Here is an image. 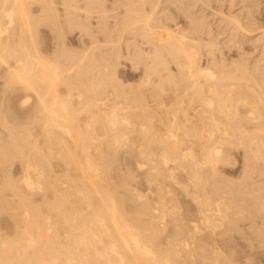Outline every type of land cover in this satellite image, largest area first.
Returning <instances> with one entry per match:
<instances>
[{"label": "bare ground", "instance_id": "bare-ground-1", "mask_svg": "<svg viewBox=\"0 0 264 264\" xmlns=\"http://www.w3.org/2000/svg\"><path fill=\"white\" fill-rule=\"evenodd\" d=\"M66 1L0 0V264H264V195L243 197L223 177L239 150L264 159V77L235 59L248 54L238 31H260L264 57V13L250 15L261 0H236L228 9L242 5L248 23L216 30L200 14L216 4L224 16L218 0H123L113 25L103 0ZM42 23L51 50L37 41ZM65 25L87 36L89 58L63 53ZM100 43L107 62H130L136 85L114 62L99 65L108 76L92 69ZM114 80L112 95L103 84Z\"/></svg>", "mask_w": 264, "mask_h": 264}, {"label": "rangeland", "instance_id": "rangeland-1", "mask_svg": "<svg viewBox=\"0 0 264 264\" xmlns=\"http://www.w3.org/2000/svg\"><path fill=\"white\" fill-rule=\"evenodd\" d=\"M69 1L71 2V1H73V0H67L66 2L67 3H69ZM107 1V2H106ZM105 2H104V0H103V4L105 5V7H107L108 6V8H109V15H111V18L112 19H110L111 21H112V23H110V24H112L113 25V22H115V20H114V17H115V15L113 16L112 14H115V12H116V14H118L117 12H123L124 10L122 9V8H119L120 7V3L122 4V2H124L123 0H106ZM120 1V2H119ZM219 2V5H220V3H224L225 5L223 6L224 8H225V10H224V8L222 9V12H223V14L225 13V15L224 16H222V15H220V14H218V15H215V14H217L219 11H220V8H217L218 6H216V4H212L211 6H213L212 8H213V11L212 10H207V11H205V13L202 11L201 12V16L200 17H205V16H208V18L206 17V21H204V23L206 24V26H209V25H212L211 27L212 28H214L215 30L217 29V26H219V25H222V23L224 22V24H228V22L230 21H232L231 20V18H233V16H238V18H240V20H241V16L243 15V18H242V20L243 21H241V23H243V25H245V23H248V21L249 20H246L245 18H244V16L246 17V15H247V10H243L242 9V5H239V7L238 6H236L237 8H238V10H237V8L235 9H233L231 12H230V7H231V5L233 4V6H234V4H237L238 2L237 1H239L240 2V0H234V2H230L229 0H226V3H225V0H218ZM223 1V2H222ZM227 1H229V2H227ZM264 0H261V1H259V3H257V5L259 6V10H258V13H255V12H257V5H254L253 4V0L251 1L252 2V5H254V7H256V8H254L255 9V11H253L254 9H250V11H251V13L252 12H254V13H252V14H250V15H253V14H255V17H257V14L259 15V14H263L264 12H262L263 10H264V2H263ZM115 2V3H114ZM151 2H153L152 0H151ZM237 2V3H236ZM81 3H83V2H81ZM81 3H79V5L82 7L83 6V4L81 5ZM106 3H107V5H106ZM153 3H155V0H154V2ZM230 3V4H229ZM249 3H250V1H249ZM262 3V4H261ZM115 4V5H114ZM124 4V3H123ZM251 4V3H250ZM256 4V3H255ZM260 4V5H259ZM113 5V6H112ZM164 5V4H163ZM159 6V8L157 9V11H160L163 7H165V5L164 6ZM218 5V4H217ZM230 5V6H229ZM37 6H39V5H33L32 7H31V9L33 10V12H34V17L35 18H37V20L39 19V18H45V14L44 13H42L41 11H39L40 10V7H39V9L37 8L36 9V7ZM66 5H64V7H63V5H61V6H58V8H60L59 10L60 11H62V13L63 14H61L63 17H64V14L66 15L67 14V8H68V5L65 7ZM110 6V7H109ZM112 7L114 8V9H112ZM162 7V8H161ZM82 8H84V7H82ZM120 9V11H119V9ZM229 8V9H228ZM64 9H66V11L64 10ZM111 9V10H110ZM115 9H118L117 11L115 10ZM122 9V10H121ZM160 9V10H159ZM215 9V10H214ZM217 9V10H216ZM229 10V12H228V10ZM239 9H240V11H239ZM36 10L37 11H39V12H36ZM113 10V11H112ZM243 10V11H242ZM261 10V11H260ZM261 13H260V12ZM66 12V13H65ZM114 12V13H113ZM120 12V13H121ZM216 12V13H215ZM227 12V13H226ZM235 14H233V13ZM242 12V13H241ZM38 13V14H37ZM42 13V14H41ZM112 13V14H111ZM215 13V14H214ZM230 13H232V15L230 14ZM164 15H165V13H163ZM205 16H204V15ZM228 14H230L231 15V17H229L228 16ZM160 15V16H159ZM159 15H157L155 18H157L158 19V16H159V18L161 17V16H163L162 15V13H160ZM113 16V17H112ZM228 16V17H227ZM259 17V16H258ZM65 18V17H64ZM121 18H122V16H121ZM210 18V19H209ZM41 19H39V21L41 20ZM95 20H93L92 21V28H93V31H91L92 33H94V34H96V35H98L96 32H98V33H101V31H102V25L100 24V22H102V19H96V18H94ZM119 19H120V16H119ZM157 19H155L154 21H156ZM220 19V20H219ZM223 19L224 20H226V23H225V21H223ZM110 20L108 19V21L110 22ZM217 20H219V21H217ZM229 20V21H228ZM98 21V22H97ZM154 21H152V24L153 23H156V22H154ZM228 21V22H227ZM252 20H250V22H251ZM218 22V23H217ZM112 25H110V27L112 26ZM229 25V24H228ZM231 27H233L232 25H230ZM47 27V28H46ZM49 27V28H48ZM67 27V28H66ZM109 27V26H108ZM110 27L109 28H105L106 30H109L110 29ZM64 28L65 29H67V31L65 30V32H68V26L67 25H65L64 26ZM90 28H91V26H90ZM92 28H91V30H92ZM38 30L37 31H39V32H37V37H39V38H37V41H38V43H42V46H41V44H40V46L43 48V49H45V50H51V49H53V48H51V47H54V41L52 40L53 39V37H52V33L53 32H51L50 30H51V27H50V25L49 24H46V23H42V24H40V26L37 28ZM47 29V30H46ZM100 30V31H99ZM79 32V31H78ZM239 32V34L240 35H242L243 37H241V41H242V43H243V47H242V51L240 50L239 52H242L243 53V48H244V51L245 52H248V54L246 55V56H244V55H238L237 57H238V59H237V57L235 58L236 60H239V57L240 58H242V59H245L246 61H245V64L246 65H248V68H249V70H251V71H254V69H258V67H261V68H259L258 70H260V72L258 71V74H260L261 75V77H264V57L262 56V52H263V49H262V45H263V42H260L259 43V40L257 41V39H259L260 37H261V35L260 34H258V33H260V31H258V32H255V33H252V35L251 34H248L247 35V33H243L242 31H238ZM39 33V34H38ZM79 33H81V36H79L80 34ZM79 33H77L76 32V34H74V35H71L69 32L68 33H66V35H68V37L69 38H67V36L65 37V43L66 44H64V46L65 45H67V46H65L64 48H63V50L64 49H67V50H62L61 48L63 47L62 45H63V43L61 44V46H59V50H62L63 51V53L65 54L66 53V55H67V53H70V52H74V48H76V50L75 51H78L77 53L78 54H80L81 56L83 55V51H85L84 49H86V51L88 50V52L86 53V55L88 56V57H86V58H89L90 57V53H89V51H92L93 49H90V48H92L91 46L92 45H90V44H87L88 46L87 47H85L84 45H81V43L82 44H84L83 42L84 41H86V40H88L86 37V35L84 34V33H82V32H79ZM243 33V34H242ZM83 34L85 35V36H83ZM94 34H93V36H94ZM246 35V36H245ZM257 35V36H256ZM76 36V37H75ZM98 36H101L100 34L98 35ZM72 37H73V40L74 41H72ZM85 37V39H84V41L82 42L81 40H83V38ZM257 37V38H256ZM41 38H42V40H41ZM52 38V39H51ZM223 38H225V39H223ZM67 39V40H66ZM41 40V41H40ZM226 42H225V41ZM229 38L225 35V36H222V38L221 39H219V43H221V46L223 47L224 45H226L227 44V42L229 43ZM45 41H47V42H45ZM221 41V42H220ZM254 41H256L255 42V44H253L254 43ZM53 42V43H52ZM73 42H75V43H73ZM130 42H133L132 40H130ZM130 42H128V43H130ZM258 42V43H257ZM119 43V42H118ZM223 43V44H222ZM73 44V45H72ZM77 44V45H76ZM101 45H99V44H96V45H93V46H101V47H103L102 48V50L100 49V50H94V57H95V59L94 60H98V58H99V62L100 61H103V62H101V63H99L98 61H96V62H98V63H96V62H94V60L92 61L93 63H90L91 62V60L89 59H87L88 60V64H90V65H92L91 67H92V69H94L95 70V72L96 71H98V70H100V72L101 73H103L104 75H106L107 74V76H108V74L110 73L109 71V69H108V71L106 70V72L104 71V67H107V65L106 64H108V66H109V64H112L111 66H110V68H112V67H115V65L117 66V68H118V73H121L122 72V74L124 75V77L127 79H129V78H131V80L130 81H128L127 80V85H128V87H131V86H134V85H136L138 82H136V81H139L140 79V77H136V75H139V73H137V71H135L134 69H133V71L131 70L132 68L131 67H129L128 66V62L129 61H125V65H123L124 67H126L125 69H124V67L123 68H121L120 66L121 65H119V67H118V63H122L121 61L119 62H117L116 60H115V58H114V60H113V58H112V60H111V63L110 62H107L106 61V58H107V56H108V54L109 53H111V52H113V51H110V52H108L107 54H105L104 55V53L105 52H103L105 49H107V48H104V43L102 44V43H100ZM122 44H124L123 42H121L120 43V45H122ZM258 45V47L256 48V46H254L255 47V49H254V47H253V45ZM261 44V45H260ZM52 45V46H51ZM70 45H72V46H70ZM74 45L76 46V47H74ZM116 45V44H115ZM119 44H117L116 46H120ZM70 46V47H69ZM84 46L85 48H82V47ZM122 46H125V45H122ZM220 45H219V47H221ZM247 46V47H246ZM71 47H73L72 49H74V50H72L71 49ZM89 47V48H88ZM225 47V46H224ZM240 46H238V48H239ZM48 48V49H47ZM78 48H80V50H77ZM71 49V50H70ZM257 49V50H256ZM82 50V51H81ZM61 51V52H62ZM65 51H67V52H65ZM68 51H70V52H68ZM102 51V52H101ZM106 51V50H105ZM225 51H228L227 49L225 50ZM251 53H250V52ZM262 51V52H261ZM96 52V53H95ZM107 52V51H106ZM98 53V54H97ZM261 53V54H260ZM89 54V55H88ZM101 54H103V55H101ZM251 54V55H250ZM96 55H98V57H96ZM101 56V57H100ZM102 56L104 57L105 56V63H104V58H103V60L102 59H100V58H102ZM242 56V57H241ZM248 56V57H247ZM260 56H262V57H260ZM113 57V56H112ZM245 57V58H244ZM260 58V59H259ZM249 59V60H248ZM65 59H61V61H64ZM257 60V61H256ZM116 61V62H115ZM260 61V62H259ZM263 61V62H262ZM113 62H114V64H113ZM94 63H96V64H94ZM117 63V64H116ZM130 63V62H129ZM258 63V64H257ZM259 63H260V65H259ZM102 65V64H105V65H102V66H104L103 68L101 67H99V65ZM97 65V66H96ZM255 65V66H254ZM257 65V66H256ZM93 66H96L95 68H97V69H95ZM253 66L254 67H257V68H253ZM128 67V68H127ZM252 67V68H251ZM99 68V69H98ZM119 68H121V72H120V69ZM102 69H103V71H102ZM253 69V70H252ZM132 73H131V72ZM109 72V73H108ZM124 72V73H123ZM262 73V74H261ZM136 77V78H135ZM108 79V78H107ZM264 79V78H263ZM133 80V81H132ZM134 81L136 82V84L134 83ZM261 81H263V83H264V80H262L261 79ZM4 82H6V80H4V81H2V78L0 79V89L1 88H5V87H7V84L6 83H4ZM116 82V80H114L113 82H110L109 83V81L108 82H106L105 84H103L104 86H105V88H106V90L107 91H109V92H111V94L113 95V92L115 91V90H119V87L118 86H120V84H119V81L117 80V84L115 83ZM130 82H131V84H134V85H131L130 84ZM4 83V84H3ZM125 84V85H126ZM102 85V86H103ZM108 85V86H107ZM126 85V86H127ZM2 86V87H1ZM104 86H103V88H104ZM114 86L116 87V88H114ZM118 87V88H117ZM108 104H109V102H108ZM119 107V106H118ZM136 136V135H135ZM137 137V136H136ZM136 137H135V139H136ZM135 141H137V140H134V144H137V142H135ZM140 144V143H139ZM139 144H137V145H135V148L137 149V150H140V149H138V147L137 146H139ZM239 152H241V153H239ZM264 152V151H263ZM242 153H243V151L242 150H239L238 151V154L237 153H235V157H234V155H233V158H234V160L232 159V158H230L231 159V162H232V164H229V163H227L226 164V169L225 168H223V171L226 173V174H224L223 173V177H224V179L227 181V182H225L226 184V186L229 188V187H231V190L232 191H235L236 193H239L240 191H241V193H243L242 194V196L244 197V194L246 193H248V194H252V192H253V189L255 190H258V192L259 193H261L262 195H264V187H262V186H264V159L262 158V157H259V159H257L258 158V155H256L257 154V152H253V153H255V158H251V156H252V154L250 155V160H249V163L252 165V166H249V167H251V169L248 167V165H250L249 163H248V159H246L245 157H244V155H242ZM240 154V155H239ZM254 155V154H253ZM263 156H264V153L262 154ZM257 156V157H256ZM245 159V160H244ZM259 160V161H256V160ZM244 160V161H243ZM247 160V162H245ZM251 160H253L252 162L253 163H251ZM263 160V161H262ZM141 162H142V160H140ZM139 161V162H140ZM255 161V162H254ZM230 162V161H229ZM230 162V163H231ZM236 163V164H235ZM248 163V164H247ZM260 163V164H259ZM147 165L148 166V164L147 163H145L144 161L142 162V164L141 165ZM235 164V165H234ZM255 164V165H254ZM172 165V164H171ZM171 165L169 166V172H170V170H172V172H170V174L171 173H173V171L174 170H176L177 169V171H178V169H179V173L182 171V169H180L179 167H178V165H172V166H174L173 168L171 167ZM233 165V166H232ZM122 167H123V165H121ZM144 167V166H141V168L143 169V170H145V172H150V171H153L154 169H152L151 167V165L149 166L150 168V171H149V169H148V167ZM177 166V167H176ZM171 167V168H170ZM246 167V168H245ZM176 168V169H175ZM260 168V169H259ZM148 169V170H147ZM152 169V170H151ZM225 169V170H224ZM246 169H247V171H246ZM263 169V170H262ZM123 171H122V173H123V175H125L126 177H128L129 176V174L131 173L129 170H128V167H127V165L125 164L124 165V167H123V169H122ZM147 170V171H146ZM251 170V171H250ZM176 171V175H180L178 172ZM243 171V172H242ZM254 171V172H253ZM155 172V171H154ZM154 172H152V173H154ZM168 172V173H169ZM175 172V171H174ZM253 172V173H252ZM146 173V174H147ZM151 173V174H152ZM247 173H249V176H248V174ZM174 174V173H173ZM181 174H182V172H181ZM245 174V175H244ZM246 174H247V176H246ZM253 174V175H252ZM263 174V175H262ZM128 175V176H127ZM148 175V174H147ZM244 175V176H243ZM124 176V177H125ZM145 176V175H144ZM181 176V175H180ZM242 176H243V178H242ZM244 177H245V179H244ZM249 177V178H248ZM241 178V179H240ZM228 179H229V181H228ZM248 179H250V180H248ZM181 180V178H179V181L178 182H181L180 181ZM229 182V183H228ZM237 182V183H236ZM252 182V183H251ZM228 183V184H227ZM238 183H239V185H238ZM244 184V186H243V184ZM172 183L170 182L169 183V187L170 188H168V189H171L172 187L173 188H177V186H179L181 183H178V185H176V184H173V185H171ZM240 184H241V186H240ZM250 184L252 185V186H250ZM254 184V185H253ZM233 185H234V188L237 190L238 189V191H236L234 188H233ZM138 186V185H137ZM141 185H139V187H140ZM151 185H144V187H143V185L141 186V188H139V187H136V189H137V191H138V194L140 193V195L141 196H143V198L145 197V199L146 198H152L151 197V195H149V192H150V194L155 190L154 188L152 189V187H153V185L151 186V188H149ZM237 186H238V188H237ZM243 186V187H242ZM245 186H246V189H248V188H250V190H252L251 192H250V190H248V192H247V190L246 189H244L245 188ZM249 186V187H248ZM147 187V188H146ZM180 187V186H179ZM240 187H242V188H240ZM251 187L253 188V189H251ZM243 190H245L244 192H242ZM141 191V192H140ZM250 192V193H249ZM153 193H155V194H153ZM152 194L153 195H156L157 193H156V190H155V192H153ZM149 197H148V196ZM152 195V196H153ZM242 196H240V197H242ZM156 197H157V195H156ZM156 197H154L153 196V198H156ZM246 197V196H245ZM240 206L242 205H245V206H248L246 203H244V204H241V203H238ZM244 206V207H245ZM244 223V222H243ZM242 223V221H240V224H243ZM245 224V223H244Z\"/></svg>", "mask_w": 264, "mask_h": 264}]
</instances>
